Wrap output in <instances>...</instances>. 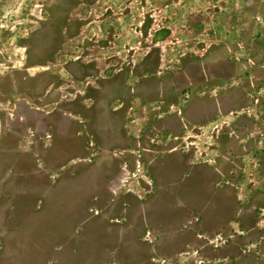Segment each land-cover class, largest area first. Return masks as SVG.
<instances>
[{
    "label": "rangeland",
    "instance_id": "rangeland-1",
    "mask_svg": "<svg viewBox=\"0 0 264 264\" xmlns=\"http://www.w3.org/2000/svg\"><path fill=\"white\" fill-rule=\"evenodd\" d=\"M263 184L264 0H0V264H264Z\"/></svg>",
    "mask_w": 264,
    "mask_h": 264
},
{
    "label": "flooded vegetation",
    "instance_id": "flooded-vegetation-1",
    "mask_svg": "<svg viewBox=\"0 0 264 264\" xmlns=\"http://www.w3.org/2000/svg\"><path fill=\"white\" fill-rule=\"evenodd\" d=\"M146 29H148V28H146ZM150 34L148 33V35L147 36H149ZM114 38V37H113ZM116 42H119V39L118 40H116ZM152 43H153V40H152ZM108 44H111V39H110V37H109V40H108V42H107V44H106V46L104 47V49L105 48H107V45ZM130 50V57L131 58H133V56H134V54H135V52H133V48H130L129 49ZM133 52V53H132ZM148 54H149V52L146 54V56H148ZM116 55H118V53H115L114 55H111L110 56V58H115L114 56H116ZM118 58H121V57H118ZM76 60H78V58L76 59ZM121 71H122V69H120V70H116V71H113V70H109V74L107 75V74H105L103 77H102V79H104V78H106V77H112L113 75H119V74H123V73H121ZM133 72H135V73H133ZM131 77V76H135L136 78L138 77V73H137V71H136V69L135 68H132L131 69V71H130V73H128L127 74V77ZM100 83V82H99ZM100 86V85H99ZM99 86L98 87H89L88 88V90H90V89H95V90H93V93H95V91L97 90V89H99ZM88 90H87V93L84 95L85 96V98L87 99L88 98ZM186 93V92H185ZM187 95V94H186ZM185 95V98H188V96H186ZM89 100V99H88ZM257 101H255V103H256ZM132 109V107L131 106H129L128 107V109H127V111H126V115H127V117H129L130 118V112L132 111L131 110ZM136 121H137V117L136 118H134V119H132V122L133 123H136ZM198 136V135H197ZM264 215V214H263ZM262 216V215H261ZM262 221H260L259 223H261ZM258 222H256L255 223V225H258L259 224ZM240 235H242V236H244V233H241ZM197 238L198 239H202L203 238V236L202 235H199V234H197ZM229 238H232L231 236L229 237ZM207 241H208V244L209 245H211L212 246V248L215 250V248L217 249V245H215L214 244V240L213 239H211V240H208L207 239ZM245 248L247 249V251H245V249H243L242 250V252H243V254H246V252H249L250 251V249H249V247H246L245 246ZM197 252H199V250H197ZM195 264H207V263H205L204 261H202L201 259L200 260H198L197 262H195Z\"/></svg>",
    "mask_w": 264,
    "mask_h": 264
},
{
    "label": "crops",
    "instance_id": "crops-1",
    "mask_svg": "<svg viewBox=\"0 0 264 264\" xmlns=\"http://www.w3.org/2000/svg\"><path fill=\"white\" fill-rule=\"evenodd\" d=\"M227 67H228V64H227ZM232 69H233V67H231ZM235 71H237L236 69H235ZM243 89V88H242ZM243 91V94H247V91H244V90H242ZM234 97V95H227V98H233ZM236 98H241L240 97V95H236L235 96ZM244 122V121H243ZM238 124H242L241 122H239ZM243 136H244V134L243 133H241L240 134V136L239 137H233V135L232 134H230V133H228V135H227V137H225V140H227V141H230L231 142V145H232V147H234V146H238V148L239 149H241V153H240V155H246V154H242V153H244V152H247V155L248 154H251V151H252V147H253V145H252V147L251 148H247L246 149V144L248 143V144H250L251 143V141H250V139H248L247 137V135L246 136H244V138H243ZM242 137V138H241ZM238 138V139H237ZM251 145V144H250ZM222 146H224V143H221V144H216L215 145V147L214 148H212V149H214V150H216V149H218V151H220V149H221V147ZM255 147V146H254ZM226 150H230V147L229 146H225V148H223V150H222V152L223 151H226ZM253 150H256V147H255V149L253 148ZM170 152H172V150H169ZM221 152V153H222ZM244 166H242V168H243ZM245 169V168H244ZM262 187V195H263V197H264V184L261 186ZM264 199V198H263ZM223 264H227V263H223ZM241 264H248V263H246V262H241Z\"/></svg>",
    "mask_w": 264,
    "mask_h": 264
}]
</instances>
